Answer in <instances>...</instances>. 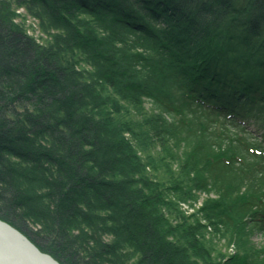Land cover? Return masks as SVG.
<instances>
[{
    "label": "trees",
    "instance_id": "1",
    "mask_svg": "<svg viewBox=\"0 0 264 264\" xmlns=\"http://www.w3.org/2000/svg\"><path fill=\"white\" fill-rule=\"evenodd\" d=\"M15 1L39 17L46 38L38 41L20 24L14 29L9 10L6 20L0 15V89L13 85L12 100L20 102L12 110L0 93V217L27 234L29 218L42 220L36 197L26 204L15 194L19 175L28 174L11 165L46 160L67 175L51 177L59 200L55 224L67 225L70 212L81 214L80 205L110 211L103 218L113 221L124 245L135 248L134 264H197L206 257L207 243L165 209L176 205L171 192H182V200L190 195L186 181L216 187L219 197L202 208L212 223L232 225L240 238L252 224L264 228V183L243 189L246 178L221 175L238 160L253 168L251 174H264V147L244 154L233 143L249 144L229 130L234 124L254 135L251 125L264 118V0ZM80 53L92 70L80 66ZM198 108L228 123V146L215 139L223 135L209 134L215 124L202 123ZM153 131L162 154L176 159L169 151L186 146L178 153L181 172L175 160L164 163L150 151L157 145ZM40 132L45 148L28 136ZM257 135L264 143V126ZM71 182L75 187H68ZM28 236L63 264L74 260L59 240L44 235L42 245L38 234ZM251 257L238 252L224 264H250Z\"/></svg>",
    "mask_w": 264,
    "mask_h": 264
},
{
    "label": "rangeland",
    "instance_id": "2",
    "mask_svg": "<svg viewBox=\"0 0 264 264\" xmlns=\"http://www.w3.org/2000/svg\"><path fill=\"white\" fill-rule=\"evenodd\" d=\"M5 4L6 6H4ZM8 10H9V13L7 15L8 20L10 24L12 23V27L14 26L13 27L14 29H17L16 27H18V24H20L24 28H26L29 35L36 37L38 41L41 39V37L46 38V35L43 34L41 21L39 17L34 16L26 6L25 7L22 5L20 6L19 4L16 3L15 0H0V15L2 16V19L4 17L6 20L7 16L5 13ZM4 25L5 24L0 25L1 30L3 29L2 27ZM262 30L264 33V29ZM2 34L4 33L2 32ZM68 48H66V50H68ZM79 55H81L80 56L81 58L79 57V60H81L82 57H84V54L80 53ZM83 61L85 60L83 59L81 60L82 64H80V66L85 68L87 67V70H92L91 65L88 64V62L83 63ZM0 64H2L1 60H0ZM9 64H11V62ZM13 65L16 67L15 62L13 63ZM8 85L9 84H7V86L4 85L3 89H0V93L2 92V97L5 96V98L7 99L8 101L7 104L10 103L9 107L12 110L16 108L19 109L18 106L16 107V105H20L19 104L20 102L19 101L15 102V99L12 100V96H11L13 95V98H15L14 86L12 85L10 87ZM9 96L10 98H8ZM147 101L148 102L146 103V107L152 109L151 101L150 100ZM125 102L126 101H124V105L126 104L127 107V104L129 105V102L128 103ZM198 109L202 111L200 113L201 115L199 114V116H203L204 120L202 121V123L206 122L210 124L213 121L215 124L211 126L213 132L209 131V134L214 135V137L223 135L215 139H217L216 141H218L221 145L228 146L230 144V140L229 141L224 140L227 139L228 134L227 135L224 134L226 129H224L223 126L225 123L227 124L226 126L229 125L224 120V118L214 113L213 115H208L209 112H205L203 108L202 109L198 108ZM157 111L159 112L161 110L157 109ZM135 112L138 114L136 109ZM167 118L171 122H176V123L179 122V127L183 128L181 120L175 119L176 118L175 116L167 115ZM137 119L140 120L141 118L140 119L137 118ZM209 119L211 122L209 121ZM263 124H264V118L262 115L257 125L255 124L251 125V127H253L252 130L253 131L255 130V133H253L254 135L244 131V128L241 126L230 124L229 126L230 132L236 133V135L241 136L242 139L245 142H247L250 147L245 148L243 146L244 147L243 148L241 147L242 143L239 144L238 141H234L233 145L234 146L236 145L238 150L240 149V152L244 154L248 152L255 153L252 151V149L263 148L264 143H262L261 138L259 137V135H257V134H261V130L264 126ZM216 125H221V126H216ZM257 128H259V130H257ZM26 129L30 131V129L33 130L34 127H30V128L28 127ZM28 136H32V138L34 137V139L36 138L34 140L36 148L47 147L46 146L47 139L41 134V132L35 133V135L33 133H30L28 134ZM152 136L154 137V141L157 143V145H154L155 147H152V149L150 150L153 153V155L159 158V160H162V158H164V163H166V161H170L172 163V161L175 160L173 161V165L175 169L178 170V173L181 172V169L183 168V161L181 160L178 161V159H179V154L182 155L183 152L186 151V146L183 145L179 148H176L179 154L176 151L174 152L173 150L169 151V152H173L176 155L177 158L173 159L170 153L168 152L167 153L165 152L163 154L161 153L162 147L159 146L157 140H155L156 138L154 131L152 132ZM128 137L132 138L133 142L138 144V140L134 138L133 135H129ZM3 142H4L3 143L4 146L8 148H10V145L12 146L13 144L6 140H3ZM5 159L7 160L8 158L6 157ZM184 159L185 158H183L182 160ZM75 163H79V162H73L71 166H74V168L79 167L78 166L79 164H75ZM11 166L14 169L17 168V170L26 172L28 174L26 177L22 176V174L19 175L18 177L19 184L15 187V189H13L15 194L20 196L19 198L22 197L26 204L30 202L29 197L31 198V196L36 197L39 201L40 205L38 206L41 207L42 213L39 211L38 215H40L39 218L42 219L40 220L41 222L38 221L37 219L34 220L29 218L27 223L31 231V233L29 234L31 235L38 234L40 237L39 239L41 240V241L39 240V242L43 243L42 245H44L47 242L42 240L41 236L44 237V235L52 239H55L56 241L59 240L61 242L60 245L62 247L66 245L67 249L69 250L70 257H73L74 260L72 261L73 263L71 262V264H134V260L133 258H131L130 255L131 253L134 252L135 248L132 247L131 245H124L122 243V238L118 236V232L114 226L113 221L109 219L107 221L106 219L103 218V216L108 214L110 211H106L104 209L103 210L99 209L98 211V209H94V208L90 209L87 207L84 208L83 205H80L78 207L81 211V214L78 215L77 213L75 215L74 212H70L68 217L69 221L66 223L67 225L63 224L62 228L60 229L61 225L55 224L56 221L54 222L53 220L54 218L52 217L53 215L52 211L54 212L55 210L54 207L59 200L57 196H54L52 190H50V186L52 181L55 180L52 179L51 177L59 178L60 176L58 175V173L67 176L65 172L62 171L61 165L57 164L56 166L53 165V163L47 162L45 160L44 162L39 164H34L33 161L30 162L22 161L19 162L18 164H14ZM252 169L250 167L245 169L244 164L241 165L238 160L233 170L223 169V171H221V175L223 172L228 176H232L233 179L243 180V178H246L244 180L246 181V183L243 181L245 183L243 189H246V187L249 184H253V183H255L257 186L262 185L264 183L263 172L254 169V173L251 174L250 172L253 171ZM227 171L228 173H226ZM64 178L65 177H62V179ZM66 179L69 182V178H65V180ZM73 182H71L68 185V187L71 188L75 187V185L72 186ZM1 186L7 189L6 185L5 186L1 185ZM79 186H81V183ZM184 188L190 193V195H188L184 200H182V198H180L182 192H180L179 195L177 193L171 192L168 195V198L170 200L176 201V205H173L172 206L173 208L168 206L169 208H165V209L171 211L170 212L167 210L168 214L173 215L175 217L174 222L176 224L178 225L184 224L185 225L184 227L191 230L193 233L197 234V236L202 240L204 246L205 243H207L206 246L207 258L198 257L199 261H197V264H208V262H206L208 258L211 259L212 261V263L210 264H224L225 261H227L229 258H231L233 255H235L238 252H243V254L245 255L249 253L252 256L251 257L252 259L250 260V264H264V228H261L259 226L260 224L259 225L252 224L251 231H248V235H246L243 238H240V236L234 234L233 232L234 227L232 225H227L219 222L212 223L211 221H209L205 213L202 211V208L205 206L207 199L213 197L215 198L219 197V194H217V192L215 191L216 189L215 186H212L211 184L209 188H197L195 187V183L191 180V181H186L184 183ZM90 197L92 200H95L93 195H90ZM18 204L22 205L21 202H19ZM15 205L17 206V203H15L14 206ZM23 209L24 208L20 207L18 209L19 210L18 212L23 211ZM47 209H49L50 211H48ZM88 216L90 217V219L87 220L86 218H88ZM43 219H45V222L43 221ZM0 221H3L4 223L8 224L11 228H14L16 231L20 232L29 241H31L38 249H40L41 252L52 256L60 264H63L52 254V252L48 250L47 251L42 250L28 236L29 234L21 231L19 228H17L13 224L3 219V217H0ZM200 224L202 230H200L198 227V225ZM32 232L34 233L32 234ZM103 246L106 247L103 248ZM59 255L61 256L60 253ZM122 255L123 258H126L125 260L122 259Z\"/></svg>",
    "mask_w": 264,
    "mask_h": 264
},
{
    "label": "bare ground",
    "instance_id": "3",
    "mask_svg": "<svg viewBox=\"0 0 264 264\" xmlns=\"http://www.w3.org/2000/svg\"><path fill=\"white\" fill-rule=\"evenodd\" d=\"M0 241H4L5 243H9L13 245H19L21 247H25L26 239L25 237L14 228H11L8 224L0 221ZM7 247H3L6 249ZM7 251H11L10 248L6 249ZM0 264H37L34 261H30L28 259H24L21 257L11 256L4 251L0 250Z\"/></svg>",
    "mask_w": 264,
    "mask_h": 264
},
{
    "label": "water",
    "instance_id": "4",
    "mask_svg": "<svg viewBox=\"0 0 264 264\" xmlns=\"http://www.w3.org/2000/svg\"><path fill=\"white\" fill-rule=\"evenodd\" d=\"M25 237V236H24ZM26 246L21 247L19 245H11L9 243H5L4 241H0V250L4 251L5 253L14 256V257H21L24 259H28L30 261H34L37 264H60L56 259L52 256L44 254L40 251L31 241H29L26 237ZM7 247L6 249L10 248V252L3 247Z\"/></svg>",
    "mask_w": 264,
    "mask_h": 264
}]
</instances>
